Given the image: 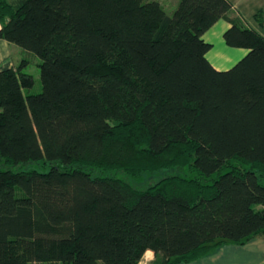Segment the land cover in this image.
<instances>
[{
    "label": "trees",
    "instance_id": "trees-1",
    "mask_svg": "<svg viewBox=\"0 0 264 264\" xmlns=\"http://www.w3.org/2000/svg\"><path fill=\"white\" fill-rule=\"evenodd\" d=\"M230 0H0V38L34 53L0 69V264L197 259L264 236V35ZM261 15V16H258ZM247 52L216 69L218 19ZM262 23V14H256ZM145 188L133 178L162 169Z\"/></svg>",
    "mask_w": 264,
    "mask_h": 264
},
{
    "label": "crops",
    "instance_id": "crops-1",
    "mask_svg": "<svg viewBox=\"0 0 264 264\" xmlns=\"http://www.w3.org/2000/svg\"><path fill=\"white\" fill-rule=\"evenodd\" d=\"M167 12H171L178 0H157ZM232 10L230 15L238 16L244 24L252 26L264 35V0H230ZM262 14L263 21L260 23L256 14ZM261 16V15H258ZM230 23L224 19H218L208 30L202 34V38L211 44L206 53V57L211 64L219 70L231 67L241 58L247 49L241 47L228 46L222 37L224 30ZM215 41L219 43L218 48H214ZM12 43L0 38V69L16 66L18 59L15 57V49ZM145 256L153 257L151 250H146ZM178 264H264V236H255L243 244L226 242L213 249L209 253Z\"/></svg>",
    "mask_w": 264,
    "mask_h": 264
},
{
    "label": "rangeland",
    "instance_id": "rangeland-1",
    "mask_svg": "<svg viewBox=\"0 0 264 264\" xmlns=\"http://www.w3.org/2000/svg\"><path fill=\"white\" fill-rule=\"evenodd\" d=\"M12 48L15 49V57L18 59L19 63L21 60H27V63L24 67V70L27 72H30L34 78V83L32 87L30 88L31 92H39L42 89V83L40 80V75H39V67L38 63L40 62V59L37 55H35L32 52H29L16 44H11ZM219 43L215 41V46L214 48L219 47ZM40 168L41 165L38 162H27V163H21L17 165H7L6 163H1L0 168H10L13 170H24V169H30V168ZM91 172L93 174L97 175H109V176H115L119 177L126 182H128L130 185L134 186L135 188H145L148 185L152 184L155 182L157 179L160 177H163L165 175L169 174H186V170L184 168H179V167H173L169 169H162L157 172H155L152 176L149 177H141V178H133L124 173L120 169H110V170H105V169H96L92 168ZM145 254V253H144ZM152 258L150 256H142L138 264H149V261ZM28 264H61L59 261H34L30 262Z\"/></svg>",
    "mask_w": 264,
    "mask_h": 264
}]
</instances>
